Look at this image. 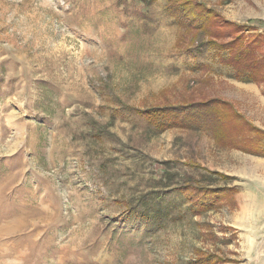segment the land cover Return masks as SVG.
Masks as SVG:
<instances>
[{
  "label": "rangeland",
  "instance_id": "rangeland-1",
  "mask_svg": "<svg viewBox=\"0 0 264 264\" xmlns=\"http://www.w3.org/2000/svg\"><path fill=\"white\" fill-rule=\"evenodd\" d=\"M186 2L221 35L186 30L169 0H0V264H264V233L234 227V191L204 210L180 189L262 172L231 146L264 152L238 140L264 139V78L231 77L206 40L256 38L264 53V0ZM210 98L240 117L230 137L187 118L159 131L137 112Z\"/></svg>",
  "mask_w": 264,
  "mask_h": 264
},
{
  "label": "trees",
  "instance_id": "trees-1",
  "mask_svg": "<svg viewBox=\"0 0 264 264\" xmlns=\"http://www.w3.org/2000/svg\"><path fill=\"white\" fill-rule=\"evenodd\" d=\"M186 5V8H185ZM169 9L180 22L186 26V30L198 29L209 36H219L214 30L216 15L207 8H200L194 4L179 3V0H169ZM207 45L215 46L217 58L221 64L232 68L231 77L243 83L260 82L264 78V71L261 70L264 61V53L258 54L261 41L256 38L245 39L244 36H236L229 42H218L215 39L206 40ZM138 114L144 117L149 124L159 131L168 130L174 127L186 128V118L194 121L205 120L210 128L222 137L229 136V128L226 126L232 119H240L235 115L230 103L218 98H210L205 101H192L191 103H179L167 106H154L150 110H137ZM255 129V128H253ZM257 130V129H256ZM260 136H264V132ZM255 142L264 140L263 137L254 139ZM246 141V137L242 140ZM242 148L243 144L237 143ZM244 149H247L243 146ZM250 150V149H249ZM256 155L264 156L261 149L251 150ZM181 191L188 197L194 206L211 210L222 204L221 199L226 195H232V190L217 187L204 186H181ZM229 195V196H230ZM222 196L221 199L219 197ZM142 218L150 219L149 213H142ZM198 264H215L210 256L200 257Z\"/></svg>",
  "mask_w": 264,
  "mask_h": 264
},
{
  "label": "crops",
  "instance_id": "crops-1",
  "mask_svg": "<svg viewBox=\"0 0 264 264\" xmlns=\"http://www.w3.org/2000/svg\"><path fill=\"white\" fill-rule=\"evenodd\" d=\"M259 128L264 129L263 126ZM230 135L231 134H229L228 137H230ZM219 137L222 138V135L220 136L216 134V138ZM245 137L247 142H254L256 135L248 133L247 136H242L238 138V140L242 141ZM234 146H236L237 149L245 150L249 155L264 160V156L254 154L251 149H242L237 143H232L231 148L235 149ZM258 170L259 167H257V171L256 168H247L246 175L242 174L238 176L236 180L234 179L235 186H233L234 188H231L235 193L236 200H238V208L236 207V209H240V211L234 216V227L240 232V240L242 241L250 240L256 242L258 241V236L256 235L258 233H264V195L260 194L261 192L264 193V167L263 169H260L262 172ZM257 183H260L262 188L259 187ZM248 193L259 196L256 197L254 202H251L250 198L247 196V204L244 203L241 205L238 197L240 196L241 201L244 202L243 199Z\"/></svg>",
  "mask_w": 264,
  "mask_h": 264
}]
</instances>
